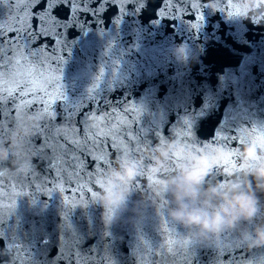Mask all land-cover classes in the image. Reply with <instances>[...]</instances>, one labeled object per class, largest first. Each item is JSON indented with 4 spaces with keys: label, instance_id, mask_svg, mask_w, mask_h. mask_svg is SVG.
Returning a JSON list of instances; mask_svg holds the SVG:
<instances>
[{
    "label": "water",
    "instance_id": "water-1",
    "mask_svg": "<svg viewBox=\"0 0 264 264\" xmlns=\"http://www.w3.org/2000/svg\"><path fill=\"white\" fill-rule=\"evenodd\" d=\"M25 9L39 32L0 29V264H264V0H0V24ZM194 159L202 191L250 190L253 215L176 219Z\"/></svg>",
    "mask_w": 264,
    "mask_h": 264
},
{
    "label": "clouds",
    "instance_id": "clouds-1",
    "mask_svg": "<svg viewBox=\"0 0 264 264\" xmlns=\"http://www.w3.org/2000/svg\"><path fill=\"white\" fill-rule=\"evenodd\" d=\"M256 0H249V6ZM246 151L245 155H250ZM134 168L126 166L117 173V179L127 180L133 177ZM207 175V165L204 160H193L187 169H182L178 178H174L172 184V197L175 208L172 215L186 225H196L200 228L215 227L221 224L225 218H248L255 211V203L250 190H240L231 184H226L224 191L218 186H209L203 191L201 185ZM256 187L264 189V164L252 172ZM247 189V186H246ZM105 200L115 206H119L122 194L109 193ZM259 240L264 241V230L257 232Z\"/></svg>",
    "mask_w": 264,
    "mask_h": 264
},
{
    "label": "snow or ice",
    "instance_id": "snow-or-ice-1",
    "mask_svg": "<svg viewBox=\"0 0 264 264\" xmlns=\"http://www.w3.org/2000/svg\"><path fill=\"white\" fill-rule=\"evenodd\" d=\"M17 2H18V5L23 6L27 2V0H17ZM33 18L34 17L30 16L28 10L25 9L24 11L19 13L15 18L10 19L6 24H0V29L7 28L9 39H15V33L17 31H22L24 32L25 35H27L29 32H34V33L39 32L40 31L39 25L33 26L31 23ZM49 38L50 37L48 36L47 33H43L41 36L38 37V39H40L41 42ZM44 83L47 84V81H44ZM28 86H30L29 82H26L25 84H22V85H17V88L19 89L18 94H20L21 92H24V88ZM32 86H35L36 95H39L41 91H44L45 93H47L48 88L51 87V85L49 84L47 88H44L42 85L38 83V81L32 82ZM5 87H7V84L4 82L3 78L0 77V89H3ZM24 94L31 96L33 95V92L29 91ZM98 126H99V122H98ZM99 134L103 135V132ZM60 139L63 141V143H61L58 147L62 150L66 144H69V141L65 140L64 137H60ZM223 139H226V138L223 137ZM72 142L75 143V141H72ZM243 142L244 140L241 136H238L235 139V143L243 144ZM259 143L261 145H264V133L260 135ZM99 147H100V150L102 151L105 146L100 145ZM232 155L233 154L229 152L230 158ZM80 156L83 157V153H81ZM96 158L97 157L95 153H92L87 157V159H92L93 162ZM56 160H57V163L60 164L65 169L66 176L69 180L78 178V173L76 170L83 166V159H78L76 156L69 155V154L61 155L60 152L58 151L56 154ZM161 264H164L163 258H161Z\"/></svg>",
    "mask_w": 264,
    "mask_h": 264
}]
</instances>
